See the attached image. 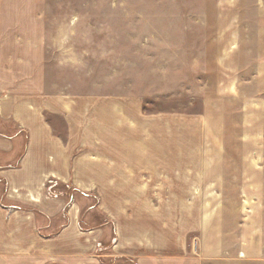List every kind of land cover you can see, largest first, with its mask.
Wrapping results in <instances>:
<instances>
[{"label":"rangeland","instance_id":"rangeland-1","mask_svg":"<svg viewBox=\"0 0 264 264\" xmlns=\"http://www.w3.org/2000/svg\"><path fill=\"white\" fill-rule=\"evenodd\" d=\"M8 3L0 0V103L30 104L63 134L42 109L60 102L79 113L85 148L120 160L127 177L111 178L112 193L102 175L101 207L124 235L139 228L157 246L127 249L264 264V2L36 0L29 12L21 0V13ZM114 242L92 256L125 257ZM4 246L0 264L30 262Z\"/></svg>","mask_w":264,"mask_h":264},{"label":"crops","instance_id":"crops-1","mask_svg":"<svg viewBox=\"0 0 264 264\" xmlns=\"http://www.w3.org/2000/svg\"><path fill=\"white\" fill-rule=\"evenodd\" d=\"M11 1L9 12H16L18 3V13L24 10L21 0ZM23 1L29 12H36V0ZM5 50V46L0 47V52ZM9 51L21 53L22 48ZM4 59L5 54L0 56V66ZM59 104L56 102L55 108L47 103L42 109L51 120L60 121L63 134L45 119L44 111L41 115L30 104L14 105L5 100L0 103V239L8 245L4 246L5 251L14 253L13 257L28 258V264L32 259L37 263L42 257L48 264H108L106 257L111 255L100 254L101 258H97L91 253L96 244L115 241L110 248H123L121 254L125 257L108 258L113 264H204L176 249L156 254L139 246L134 252L127 249L126 242L153 250L157 246L142 238L139 228L124 235L116 224L115 213L101 207L98 196L105 180L102 175L106 176L108 188L113 187L112 193H117V182L111 186L110 180L126 178V171L118 170L116 164L120 160L111 155L113 164L111 159H100L99 148L90 144L85 148L77 140L79 113H72L76 116L72 118ZM81 147L82 155L74 157ZM121 162L127 161L124 158ZM68 185L74 187L75 197H69L65 189ZM49 186L54 196L47 192ZM121 234L124 237L120 242ZM10 239L13 243H9ZM239 255L243 257L245 252Z\"/></svg>","mask_w":264,"mask_h":264},{"label":"built area","instance_id":"built-area-1","mask_svg":"<svg viewBox=\"0 0 264 264\" xmlns=\"http://www.w3.org/2000/svg\"><path fill=\"white\" fill-rule=\"evenodd\" d=\"M48 189L49 190L47 192L49 193V195H53L54 196L53 192H51L52 186H49ZM95 246H96V248L100 247V243L96 244Z\"/></svg>","mask_w":264,"mask_h":264},{"label":"bare ground","instance_id":"bare-ground-1","mask_svg":"<svg viewBox=\"0 0 264 264\" xmlns=\"http://www.w3.org/2000/svg\"><path fill=\"white\" fill-rule=\"evenodd\" d=\"M264 2V0H262Z\"/></svg>","mask_w":264,"mask_h":264}]
</instances>
